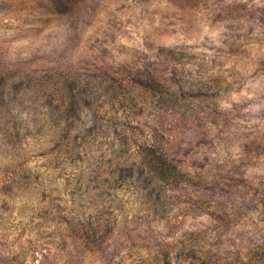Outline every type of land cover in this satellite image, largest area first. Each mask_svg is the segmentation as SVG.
I'll return each mask as SVG.
<instances>
[{"label": "clouds", "instance_id": "1", "mask_svg": "<svg viewBox=\"0 0 264 264\" xmlns=\"http://www.w3.org/2000/svg\"><path fill=\"white\" fill-rule=\"evenodd\" d=\"M0 264H264V0H0Z\"/></svg>", "mask_w": 264, "mask_h": 264}]
</instances>
